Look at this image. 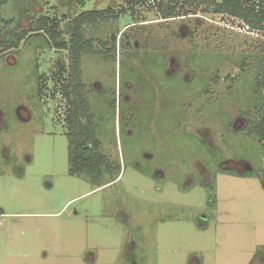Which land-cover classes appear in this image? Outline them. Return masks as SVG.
Returning <instances> with one entry per match:
<instances>
[{"label":"rangeland","instance_id":"obj_1","mask_svg":"<svg viewBox=\"0 0 264 264\" xmlns=\"http://www.w3.org/2000/svg\"><path fill=\"white\" fill-rule=\"evenodd\" d=\"M78 1L0 0V38L46 17L68 42L75 16L111 11L84 29L107 54L81 58L84 92L97 82L112 105L124 90L121 115L144 100L150 118L120 136L118 109L94 108L115 174L71 176L67 51L41 35L0 49V264H261L264 149L251 129L264 115V32L208 1L175 19L164 0Z\"/></svg>","mask_w":264,"mask_h":264},{"label":"trees","instance_id":"obj_2","mask_svg":"<svg viewBox=\"0 0 264 264\" xmlns=\"http://www.w3.org/2000/svg\"><path fill=\"white\" fill-rule=\"evenodd\" d=\"M166 1V2H165ZM196 0H164L159 3V6H167L166 11H162L166 19L180 17L188 14V11L183 10V14H178L176 9L183 7V5H195ZM204 2L203 0H199ZM208 5L214 7L215 14H223L240 20L243 24L255 31L264 32V0L255 2L254 0H205ZM83 0H79L78 4L83 6ZM152 3L153 0H130L129 6L135 7L145 3ZM258 6V10H256ZM181 9V8H180ZM111 11L105 12H86L75 16L68 22V42L61 41V34L57 31L58 24L49 18H41L37 22V28L34 30L21 31L19 33L5 35L0 38V49L3 51H11L18 49L30 37L41 35L44 37L46 44L50 48L58 51H67L69 60V82L62 85L63 95L66 98V103L69 106V116L67 123L71 131L65 136L68 143V166L69 174L71 176H84L92 184H98L104 177V169H111V162H109L106 155L100 151V141L96 139L91 131L92 123H89V134L86 139L82 135V114H86V118L90 121L91 112L89 106H85L84 86L81 82V58L85 55H107L95 50L91 39H87L84 29L89 25H95L99 19L105 21L107 15ZM0 17V23H1ZM46 35V36H45ZM102 48L106 46L101 43ZM114 46V45H113ZM114 51V47L111 52ZM107 52V53H111ZM106 58V57H105ZM106 61V60H105ZM256 86L259 90L264 88V76L257 79ZM73 129V131H72ZM251 132L259 139L262 148L264 149V115L257 121ZM116 169V166L114 167ZM261 188L264 192V172L260 177ZM261 264H264V255L261 254ZM259 258L258 255L252 259L250 264Z\"/></svg>","mask_w":264,"mask_h":264},{"label":"flooded vegetation","instance_id":"obj_3","mask_svg":"<svg viewBox=\"0 0 264 264\" xmlns=\"http://www.w3.org/2000/svg\"><path fill=\"white\" fill-rule=\"evenodd\" d=\"M177 18V17H176ZM175 19V17L173 18ZM97 82L93 83L91 88L88 90H86L84 92V95H85V106H89L91 112H89V114L91 115L90 116V121L89 119L86 118V114H82V123H81V126H82V135L83 137H85L86 139L88 138V134H89V123L91 122L92 125L91 127L93 128V130L91 131V133L94 134V136L96 137V139H99L100 141V138H102V131L101 129L99 128V122H100V118H102L101 114L102 112L98 111H94L95 109L94 108H98V106L100 105L101 107L102 106H107L109 109L113 108L114 111L115 109H118V119H117V128L119 130V135L121 136L122 133L124 134V136H135L136 134L135 133H139L140 132V128H141V125L144 123V121H147L149 118H150V115L149 114V111L147 110L148 108L145 107L146 105V101L142 100L143 101V107L141 105H138L139 108H137L136 110H133L132 109V115L129 117V118H125L123 117L121 114H122V107L121 106V101L123 100V98H126V102H130L129 99L132 98V95L130 94H125V96H123V91L121 93V91L118 90V99H114V103L111 105L110 102L106 101L107 99H103L104 95H102V87L99 83H97L99 85L98 89H96L95 85H96ZM95 91V92H91V93H95L96 96L95 98H97L96 100L93 101V99L90 98L91 94H88V91ZM127 92V91H126ZM116 95V93H115ZM114 95V97H115ZM137 96V99L139 100L140 95H136ZM118 107H117V106ZM129 105V103H128ZM127 119L130 120L129 124L128 123H125L127 122ZM129 125V128L131 127L130 130V133L128 130H124V125ZM137 130V131H136ZM100 151H102L101 149V142H100ZM103 152V151H102ZM115 165L112 166L111 165V169H104V173L106 175H112V174H115V169H114ZM113 181H110L108 183H104L103 186H106V185H109L111 184ZM102 187V186H101Z\"/></svg>","mask_w":264,"mask_h":264},{"label":"built area","instance_id":"obj_4","mask_svg":"<svg viewBox=\"0 0 264 264\" xmlns=\"http://www.w3.org/2000/svg\"><path fill=\"white\" fill-rule=\"evenodd\" d=\"M203 1H205V0H203ZM256 10H258V6H256ZM246 29L249 31L250 28L249 27H246Z\"/></svg>","mask_w":264,"mask_h":264}]
</instances>
